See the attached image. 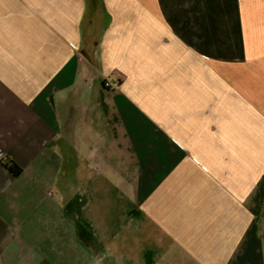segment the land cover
Segmentation results:
<instances>
[{"label":"crops","instance_id":"obj_1","mask_svg":"<svg viewBox=\"0 0 264 264\" xmlns=\"http://www.w3.org/2000/svg\"><path fill=\"white\" fill-rule=\"evenodd\" d=\"M0 149V264H264V0H0Z\"/></svg>","mask_w":264,"mask_h":264},{"label":"built area","instance_id":"obj_2","mask_svg":"<svg viewBox=\"0 0 264 264\" xmlns=\"http://www.w3.org/2000/svg\"><path fill=\"white\" fill-rule=\"evenodd\" d=\"M114 77V81H110L109 77ZM124 78V76L118 71H112L109 76H106L103 81V86L106 89L113 90L118 87L120 81ZM3 158V153L0 149V160Z\"/></svg>","mask_w":264,"mask_h":264},{"label":"trees","instance_id":"obj_3","mask_svg":"<svg viewBox=\"0 0 264 264\" xmlns=\"http://www.w3.org/2000/svg\"><path fill=\"white\" fill-rule=\"evenodd\" d=\"M3 166L13 175H16L20 172V169L11 161H5Z\"/></svg>","mask_w":264,"mask_h":264},{"label":"rangeland","instance_id":"obj_4","mask_svg":"<svg viewBox=\"0 0 264 264\" xmlns=\"http://www.w3.org/2000/svg\"><path fill=\"white\" fill-rule=\"evenodd\" d=\"M136 242H133L132 246L135 248L136 247ZM82 260H83V257H82ZM57 264V263H55ZM59 264H71V262L69 260H63V262L59 263ZM83 264V262H82Z\"/></svg>","mask_w":264,"mask_h":264}]
</instances>
